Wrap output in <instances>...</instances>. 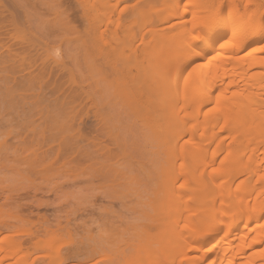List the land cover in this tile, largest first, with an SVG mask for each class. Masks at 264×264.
Returning <instances> with one entry per match:
<instances>
[{
	"label": "rangeland",
	"instance_id": "1",
	"mask_svg": "<svg viewBox=\"0 0 264 264\" xmlns=\"http://www.w3.org/2000/svg\"><path fill=\"white\" fill-rule=\"evenodd\" d=\"M1 2L20 30L12 40L19 51L15 61L5 68L0 60V264H170L175 256L176 264L203 257L200 264H211L212 251L221 257L231 242L235 248L240 235L224 241L223 233L217 247L191 251L193 258L181 262L187 244L174 247L159 223L157 215H165L162 205L169 201V193L160 190L179 179L168 160L175 153L172 138L184 132L180 141L186 139L189 125L178 131L172 122L166 132L159 110L170 105L172 94L159 101V89L151 91L150 85L163 72L172 74L176 60L187 65L189 51L212 46L179 78L199 73L197 80L215 84L214 95L225 89L240 96L242 105L230 110V121L219 119V142L212 145H242L245 178L253 174L247 191L254 190L252 204L259 196L264 205V113L252 116L249 110L264 101V50L252 51L264 39L234 53L225 47L229 34L213 43L218 33L249 20L245 31L264 28V0ZM27 46L31 51L21 52ZM14 75L32 80L12 90ZM214 103L198 105L199 122L204 111L198 114V108ZM239 107L250 113L241 123ZM231 125L242 135L233 134ZM207 160L205 152L199 154L198 163ZM249 235L248 243L257 232ZM157 240L167 247H147ZM263 251L264 242L249 247L246 260L229 258L233 264H264L256 260Z\"/></svg>",
	"mask_w": 264,
	"mask_h": 264
},
{
	"label": "bare ground",
	"instance_id": "2",
	"mask_svg": "<svg viewBox=\"0 0 264 264\" xmlns=\"http://www.w3.org/2000/svg\"><path fill=\"white\" fill-rule=\"evenodd\" d=\"M236 1L239 2L242 0ZM107 3L109 4L110 2ZM103 4L109 8L108 4ZM3 6L4 5H2L0 0V60L2 63H5L6 68V64L15 61L19 54L18 49L13 48V45L16 43L14 42L13 44L12 40L16 34H14V32L20 29L17 27L18 24L14 22L17 20V17H15L16 19L14 18L15 20H13V17L11 18V16H9L11 15L9 14L11 11L7 13L4 11L5 6ZM114 6L112 5L111 7ZM228 17H230V15ZM225 20H228V18ZM228 21L231 22V18ZM251 22L252 20L246 21L241 26H236L231 30H228L227 27H223V31L226 29L227 30L225 32L218 33L214 37L213 43H220L225 38V36L229 34L232 39L236 38L233 40L237 42V45L234 44L235 42L233 45L231 39V41L228 40L227 42L229 43L230 41V44L225 45V47L227 48V51L234 53V50L241 51V49L261 41L264 39V28L258 27L251 29L252 31H245V27ZM219 23L220 21H218L217 25H213L214 28L215 26L217 28ZM211 35L209 34L208 39L211 37ZM204 39L206 40L207 38ZM207 44H209V42ZM201 46L202 47L200 48L197 47L199 49H195L194 51L192 50L191 52L189 51L187 54L188 57L186 55V57L183 58L184 61H187V65L185 64L181 66L180 64H177L176 60L175 63L177 66L175 63H172L173 67L175 68L173 69L172 74L165 71L160 75V81L157 80L158 82L156 83V80L154 79V83L150 85V90L152 88L151 91H156V89H159L160 97H157L159 98V101L166 99L168 93L172 94L170 97L172 99L170 105H164L159 110L160 120H162L163 123H166V132L170 129L172 122L175 124V129L178 131H183L185 129L184 127L189 125V135L186 139H184L182 142L180 141L182 136H184V132H179L175 137L172 138L175 153L173 156L169 155L168 160L175 167L179 179L175 178L173 181H170L167 184L164 190H160V193H169L170 198L168 196L169 201L167 202V205H162V209L163 206H167L165 207L167 210H164V212L166 211L165 215L163 212H161L158 213L159 216L157 215V217H159V223L163 225V227L166 229V232L168 230L169 234L168 232L166 234L171 235L169 236L171 237L169 239L174 247L180 246L181 244H187V247H184L189 251H183V254L181 255V262L186 260L190 261V259L193 258L191 255L193 251L202 250L207 248L209 245L211 246L215 244V240L220 238V235L223 233L224 236L222 240L224 241H228L227 238L231 239V237L234 235H240L237 246L234 248L236 242H231L230 245H228V247L225 249L224 255L221 257L217 254V250L216 252L211 250L212 252L216 253L215 255L213 253L214 259L212 260L211 264H226L227 262H231V264H233L234 261L233 259H230L229 256L234 254V257L237 259L246 260L248 259L247 253L249 247L260 245L262 242H264V226H262L264 224V205L260 204L258 198L259 196L254 198L256 204H252L253 197L251 198L250 196L252 195L251 192L254 190L251 192L247 191V181L250 180L249 177H251L253 174L250 176L248 175V179L245 178V174H248L247 170L245 173V164L247 163V159L242 145L240 144L237 150H231V147H227L225 149L222 146L214 147V145H212L213 142H219L217 137V129L220 125L219 119L223 117L225 120L230 121V110L237 105L236 103H238V106L242 105L239 104L242 103L240 96L235 94L236 96L233 95V97L230 94H227V90L225 89H222L218 96L214 95L213 92L216 90L215 84L209 80H197L196 77H199V73L188 76L185 79L179 78L183 72L188 69L187 67L190 64V61L204 56L206 54L205 52L210 50L212 47L211 45L206 44ZM177 50L178 49H176V51ZM263 50L264 46H261L255 48L252 51L256 53ZM27 51H31L30 46L25 47L21 52ZM5 57H8V59ZM1 70L4 71L6 69L2 68ZM209 73L210 71L205 73L203 78L207 79ZM216 73L219 74V71H216ZM10 78L11 84L13 83L10 85L12 90L14 87H20L26 82H31L32 80V77H26V75H22L20 78L14 75ZM169 83H171V87L168 86ZM232 83L234 84V82ZM180 91H183L184 95L179 94ZM154 97L155 95L153 98ZM180 99L181 101H185L183 107L176 106V104L178 105L177 102H179ZM215 99L217 104L213 105V107L210 106V109L204 110V107L198 108V114H201L204 111V120L202 123L199 122V116H195V110L197 109L198 105L201 103L202 106H207L209 103H212V101L214 103ZM261 103H258L259 105H255L258 107H254V105L251 106L249 110L251 111L252 116L253 114L259 115L264 113V110L261 112L259 108L260 105H264V103ZM247 111L248 110H244L243 107L242 110L239 107V112L237 113V123L243 122L244 119L246 120V118L250 115V113H247ZM240 125L241 124H239V126ZM229 130L237 136L242 135V130L237 125H231ZM202 152H205L208 157L207 162L203 164L198 163V156ZM233 170L234 172L236 170L234 174L232 173ZM229 178H232V180H228ZM183 220L185 223H183ZM251 231L257 232V235L251 239L250 243H248L249 239L251 238V235H249ZM207 232L211 233L209 238H197L198 235L196 234L200 235ZM154 243H156L157 246H153ZM154 243L147 245V247H153V250L157 252L160 251L159 249L163 250L165 247H167V244L162 240H157ZM218 245L219 243L213 245V247H217ZM14 246L17 248L20 247L21 244L15 243ZM154 247L159 249H154ZM172 258V260L170 259V264H176L177 261H180V257L178 258L175 256V258ZM204 260H206L204 257L200 258L196 264H200ZM256 260L264 261V251L259 257H256ZM155 264L163 263L157 262Z\"/></svg>",
	"mask_w": 264,
	"mask_h": 264
},
{
	"label": "clouds",
	"instance_id": "3",
	"mask_svg": "<svg viewBox=\"0 0 264 264\" xmlns=\"http://www.w3.org/2000/svg\"><path fill=\"white\" fill-rule=\"evenodd\" d=\"M56 56H57V57L59 56V52H58V51L56 52Z\"/></svg>",
	"mask_w": 264,
	"mask_h": 264
}]
</instances>
